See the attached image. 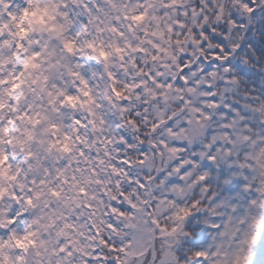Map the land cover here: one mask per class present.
<instances>
[{
	"label": "rangeland",
	"instance_id": "374dc122",
	"mask_svg": "<svg viewBox=\"0 0 264 264\" xmlns=\"http://www.w3.org/2000/svg\"><path fill=\"white\" fill-rule=\"evenodd\" d=\"M32 1L0 0V5H4L0 8V264H24L19 249H28L33 239L32 264H79L75 248L68 249L66 255L61 253L62 244H58L60 241L57 240L59 231L55 228L56 224L61 227V221L69 225L68 217H72L70 213L68 215V203L75 205L78 202V184L71 174L72 162L69 160L76 142L70 134L74 136L79 125L81 131L86 130L94 137L102 132L107 142L121 139L120 128H124L120 125L121 116L126 113L128 105L125 100L122 102L116 97L112 86L116 90L117 85L120 87L122 83H128L124 80L136 76V72L134 62L123 52L124 62L117 61V51L129 46L136 50L143 47V42L139 44L141 38L136 31L141 33L143 30L142 34H148L151 23L155 22L153 13L159 0L128 2L127 11L139 14L134 17L135 23L133 19L128 22L120 18L119 12L125 0H100L96 6L86 0H38L41 2L39 8V4L31 6ZM61 2L65 6L59 7ZM102 8L106 9L104 13H100L104 11ZM85 18L88 21H84ZM90 20L93 23L89 24ZM137 23L141 24L139 29ZM165 28L153 31L155 35L152 36L159 47L153 56L155 46L152 45L153 50L147 54L149 63L146 69L140 70L146 74L141 75L145 82L134 83L132 78L129 84V92L136 91L138 87L141 95L152 96L145 112L151 113L150 121L158 122L167 118L170 111L172 113L173 106L182 104L179 102L180 92L168 102L171 88L165 85L164 89L162 84L164 81L166 84L172 72L177 70L173 63L177 57L173 55L169 37L165 38L170 30L164 31ZM31 35H37L35 41L40 43L36 44L39 49L33 57L30 56L32 48L27 50ZM21 37L26 39L25 43ZM90 47L97 52L101 47L104 52L101 55L91 54ZM19 48L22 50L19 51ZM205 67L199 64L189 76L183 75L187 81V102L189 97L195 100L201 98L205 87L213 91L214 86L224 83L220 76L212 80L200 78L199 74ZM131 70L133 73H130ZM180 74L181 70L177 78ZM152 80L153 86L150 83ZM176 85L179 86L177 82ZM22 89L26 91L23 94ZM85 89L89 90L88 94L92 92L95 104L90 102ZM164 90L166 94L161 98ZM222 93L225 100H229L228 88H223ZM210 99L219 109V100L215 102L213 92ZM139 100L135 98L136 102ZM197 112L196 107H189L188 104L186 117L162 130L156 141L165 156L164 171L160 181L153 185L151 199L158 234L164 237L157 249V264H178L175 255L178 248L171 249L166 245L175 242L179 245V242L193 238L204 242L198 264H260L264 255V132L259 131V126L264 124L263 112L243 107L244 115L241 112L235 116L229 131L219 132L213 140L206 141H202V137L211 133V125L206 121L202 124ZM245 114L252 121L257 119L255 129L251 130ZM16 117L20 118L19 124L13 131L9 130L11 122L12 125L16 123ZM214 122L211 120V124ZM111 130L116 132L111 134ZM53 133L56 138L51 142ZM58 134L63 137L59 141L60 146L62 140L66 141L65 149L56 145ZM79 143L87 146L85 140H79ZM19 151L26 152L18 172L24 184L34 188L35 182H29V179L34 171L39 173L35 179L39 183L43 208L40 203L34 204L32 193H29L30 198L22 190H15L13 208L6 188L12 178L8 163L16 161ZM63 165L64 170L51 178L60 183L56 185V197L54 194L49 196L45 193L51 185V181L48 182L49 173L61 170ZM155 169V153L149 151L139 170L152 175ZM79 174L82 175L80 180L85 184L90 181L91 184L89 169ZM196 181L201 182V186L193 191L191 185ZM69 190L73 193H66ZM59 195H65L66 200ZM140 195L145 205L146 180L141 181ZM193 197L204 200L205 205L199 206L194 213L184 212L181 217L172 219L177 212L175 210L174 213V208L185 206L186 201ZM28 200L33 203L30 215L25 208ZM62 202H67L66 206ZM45 205L48 206L44 208ZM144 205L133 219L127 221L132 227L123 240V244L126 243L123 250L128 247L124 264H148L150 260L152 227L148 220L150 211L144 209ZM71 211L74 209L71 208ZM195 213L200 216L196 217ZM167 220L169 223H165ZM14 223L18 224L13 227ZM189 227L195 230L190 231ZM199 227L211 230L203 234L204 230ZM79 231L87 234L85 227ZM60 232L63 233V229Z\"/></svg>",
	"mask_w": 264,
	"mask_h": 264
},
{
	"label": "trees",
	"instance_id": "16d2710c",
	"mask_svg": "<svg viewBox=\"0 0 264 264\" xmlns=\"http://www.w3.org/2000/svg\"><path fill=\"white\" fill-rule=\"evenodd\" d=\"M89 1L96 4L100 2V0ZM127 1H124L122 11L119 12L120 18L123 21L131 22V19L135 21L134 17L139 14L134 15L127 11L126 6L129 2ZM258 7L259 0H159L153 13L155 22L151 23L148 34H142L143 30H141V33L136 31L139 38H141L139 44L141 45L140 42H143V47L141 46L142 48L138 50L131 46H126V49H118V61L124 62L123 52L134 62L136 76L130 75V73H133L131 70L129 73L131 79L135 80L134 83L137 81L145 82L141 75L145 76L146 74L141 71L146 69V65L149 63L147 54L153 50L152 45L155 46L152 52L153 56L157 54L156 48L158 50L159 47L156 38L152 34L155 35L156 31H163L165 27L164 31L170 30V33H166L165 38L169 37L168 41L172 44L173 55L177 57V60L173 61L174 65L177 66V70L172 72V76L166 84H164L165 81L162 84L164 89L165 85L171 88V96H168L167 99L168 102H171L177 96V92H180L181 97L183 94L182 86L177 78L178 72L186 65L192 64L200 55H203L206 59H212L225 58L233 54L240 46L244 36L249 13ZM102 10L104 11H101V13H104L106 9L102 8ZM137 25L139 29L141 24L137 23ZM92 52L101 55L104 49L99 47L98 52L94 49H92ZM170 62H167V64ZM200 64L208 66L202 60ZM208 67L200 78L212 80L216 76H220L224 83L214 86L213 91L205 87L204 94L202 93V97L197 100L189 97V107L198 109L197 114L201 123L205 124L206 121L211 125V133L203 136L202 141L213 140L217 133L229 131V125L236 119L235 116L240 115L241 112L244 115L243 107L255 108V110L263 112L264 116V7L260 12L253 15L251 26L245 36L244 47L232 61L229 64H217ZM193 71L184 72L183 75L189 76ZM131 79L124 80L128 83H122L120 87L116 86L118 97L122 102L125 100L128 105L126 113L122 116L126 130L123 131L124 133H120L121 139L113 143L114 147H111L110 143L104 138V134L99 132L95 139L96 145L99 146L97 145L94 150L90 151L89 145L93 143L91 140L87 141L88 144L85 149L84 146L80 145L78 139H75L76 144L71 149L72 158L69 159L72 162L71 174L78 184V202L75 205L71 203L70 206L68 203V215L70 210V217L72 218L68 217L69 225L65 228L66 245L64 248L66 254L71 247L77 250L79 264H124L123 260L126 257L128 247L125 251L123 250L126 247L123 240L126 232L130 231L132 227L127 221L130 218L133 219L137 210L144 205L143 198L140 195L141 181H147L151 175H146L139 170V167L143 163L147 152L149 153L147 135L159 122L157 120L150 121L151 113L145 112L152 96L141 95L138 87L136 91L129 92ZM176 82L179 86L176 85ZM150 83L152 86L154 85L153 80ZM151 85L149 87H152ZM189 87L191 88V85ZM223 88H228L229 100H225L222 93ZM85 90L90 102L95 104L92 92L88 94L89 90ZM212 92L215 95V102L219 100V109L215 108V103L210 99ZM165 94L164 90L161 98ZM135 98L140 100L136 102ZM179 102H181V98ZM181 106L182 104L177 107L173 106L172 113ZM172 113L170 111L167 117L171 116ZM246 117L251 130L255 129L258 125L257 119L255 118L252 121L249 115ZM211 120L215 122L211 124ZM250 123L252 124L250 125ZM259 131L264 132V124L259 126ZM110 132L113 134L112 130ZM85 136V132L82 134L79 131L78 137L80 139H84ZM158 137L159 135L154 138V142L157 141ZM60 139H63V137L59 136V141H61ZM59 147L65 149L66 141L62 140ZM189 156L192 158L191 155ZM92 161H97V163ZM87 169L92 173L90 175L92 177L91 184L90 181L89 184H85L84 181L80 180L82 175L79 172L87 171ZM58 171L59 173L62 172L63 168ZM76 174H78V177H75ZM50 181L51 185L45 189V193L52 196L56 193V185L60 183L56 180L54 182L50 179ZM6 188L9 193L13 194L7 186ZM25 190L27 192V189ZM67 192L73 193L71 190ZM65 195L59 196L65 199ZM40 197L41 193L38 189L35 191V204L40 203L41 206ZM72 200L75 201V199ZM63 204L66 206L67 202ZM153 205L152 202L151 207L154 210ZM203 205H205L204 200L193 197L186 201L185 206L179 205L174 208V213L177 210L178 214L176 212L172 219L181 217L184 212L187 214L194 213L199 206ZM46 206L48 205H45L44 208ZM71 208L74 211H71ZM144 209L147 210L146 205H144ZM199 216L200 214H197L196 217ZM165 223H169V221L167 220ZM60 225L62 227V221ZM61 227L59 224L55 226L59 232ZM83 227H85L86 235L79 231ZM189 230L194 231L195 229L189 227ZM189 230L188 232H190ZM162 243L163 241H158L157 248ZM33 246H35L34 241ZM203 246L204 242H198L194 238L179 242L176 247L178 248L175 254L177 256L176 263L197 264ZM261 258L260 264H264V255Z\"/></svg>",
	"mask_w": 264,
	"mask_h": 264
},
{
	"label": "water",
	"instance_id": "95a60500",
	"mask_svg": "<svg viewBox=\"0 0 264 264\" xmlns=\"http://www.w3.org/2000/svg\"><path fill=\"white\" fill-rule=\"evenodd\" d=\"M248 28H249V25L247 26V29ZM192 67L193 66H191L189 68H192ZM185 94L186 93H184V97L182 98V101L184 102V107L182 109H180L179 111L175 112L170 118L162 121L159 125H157L155 127V129L151 132V134L148 137V145H149V147H151L153 150H155L157 152V155H156L157 168H156V171H155L154 176L148 181V191H149L148 192V201H147V207H148V209H150V200H151V195H152V184L161 175L162 170H163V161H164L163 154L158 151V147H157V145L153 144L152 139H153V136L157 135V133L161 129H163L164 127L168 126L169 124H171L172 122H174L175 120H177L178 118H180L186 112V110H187V103L185 101ZM200 184H201L200 182H196V183H194L192 185L191 188L193 190H196L200 186ZM149 218H150V222H151V224L153 226L152 233H151L152 258H151L150 264H155L156 261H157V251H156L157 225L152 220V214L150 215ZM32 257H33V249H30L29 256L27 258V263L26 264H31L32 263V260H33Z\"/></svg>",
	"mask_w": 264,
	"mask_h": 264
}]
</instances>
